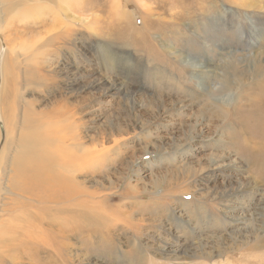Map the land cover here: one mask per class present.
Masks as SVG:
<instances>
[{
	"label": "rangeland",
	"instance_id": "obj_1",
	"mask_svg": "<svg viewBox=\"0 0 264 264\" xmlns=\"http://www.w3.org/2000/svg\"><path fill=\"white\" fill-rule=\"evenodd\" d=\"M117 1L89 13L84 0H20L8 14L0 3V264H264V138L250 126L264 120L253 113L264 95V15L238 33L213 10L210 20L178 17L198 0ZM198 24L210 29L196 35ZM62 107L89 145L118 141L80 176L94 199L80 198L89 218L79 222L48 215L14 162L50 151ZM33 133L50 139L36 154L19 142ZM116 191L129 198L110 199ZM58 217L74 231L34 241L38 223L55 230Z\"/></svg>",
	"mask_w": 264,
	"mask_h": 264
},
{
	"label": "bare ground",
	"instance_id": "obj_2",
	"mask_svg": "<svg viewBox=\"0 0 264 264\" xmlns=\"http://www.w3.org/2000/svg\"><path fill=\"white\" fill-rule=\"evenodd\" d=\"M19 1L20 0H0V3L1 4L4 3L5 7H6L5 9L2 10V12L4 14L10 13L12 11L11 3H18ZM51 1H53L54 3H57L59 5L64 4L63 0H51ZM68 1L74 2V0H68ZM101 1L107 2L108 0H100V1L99 0H87V1L84 0L85 7H81V9L89 13L91 11L92 4H102ZM111 1L113 2L112 4L118 3L117 0H111ZM218 1L223 2L225 4L218 5L217 4ZM253 1L254 0H198V1H195L194 4H192V5L190 4L191 6H189L186 10H181L180 8H177L178 9V17L180 16V13H182V16H184L185 18H191V20H195V21L198 19L210 20V19H208V14L210 13L211 10H213L215 13L216 19H227L229 17H233L235 20V23H234L235 26L233 27V29L238 28L237 29L238 33H244L248 23H249L248 27L249 26L250 27L247 28V30L248 29L250 30L251 26L254 25V22H253L255 19L254 17L256 15H258V13H262L264 15V0H260V2H261L260 4H262L260 6L252 3ZM146 2L144 1L143 10L146 13H148L149 10H151V9L153 10V8L149 7V5ZM80 4H81V0H79L78 5H80ZM229 4L236 6V7H231V6H229ZM197 6H200V8H197ZM228 6H229V8H228ZM8 7L11 8V11H6V9ZM87 7H89V8L86 9ZM162 13L163 12H161V14ZM51 14L54 15L53 18H55V19L57 18L56 12H54V13L51 12ZM142 14H143V12H142ZM145 15L146 14H143V17H145ZM177 19H179V18H177ZM87 23L89 25L92 22H87ZM98 29H100V25L98 26ZM204 29L206 31L209 30L210 24H207L206 26H200V24L194 26V33L197 35L198 30L201 31ZM225 32L226 31L223 30L221 33L225 34ZM56 33L65 34V30L58 28V29H56ZM230 34H232V33H230ZM252 37H251V39H253ZM202 39H204V38H202ZM190 40L191 39H189V44L191 43V46L188 43H185V46L189 45L188 48H191L194 50V48H192L193 45H197L196 47L200 46V44H197V42H196L197 40L196 41H195V39L194 40L192 39L191 41ZM239 43H241V42L239 41ZM244 46H245V44H244ZM146 47L148 48V46H146ZM206 47H208V46H206ZM210 48L211 47H208L207 49H210ZM243 48L244 47H242L241 49L244 51ZM247 48H249V46ZM187 49H184V51ZM185 53L186 54H184V55L187 56V58H188V51ZM243 55H244V53H243ZM246 55L248 56V53L245 54L244 56H246ZM159 56H161V55H159ZM156 58H157V56H156ZM236 59H237V57H236ZM236 59H234L233 62H235ZM245 59H246V57H245ZM229 60H231V59H229ZM242 61H244V60H242ZM255 61H257V60H255ZM242 73H245V71ZM253 73H255V71ZM261 73H262V71H261ZM260 76H261V74H260ZM231 77L232 76L230 75V79H231ZM227 81H229V80H227ZM233 81H232V83H233ZM240 81H243V80L241 79ZM235 82H237V81H234V83ZM243 82L245 83L246 81H243ZM225 83H227V84H225ZM232 83L225 81L224 82V84H225L224 88L227 89L228 86L232 85ZM260 83H262V82H260ZM219 86H221V84H219ZM230 89H231V87H230ZM228 101H230V100H228ZM260 110H262V111L264 110V95L260 96L259 104L256 106V110H254L253 113L257 114ZM70 112L71 111H69L68 108L62 107L61 109L56 110L55 112L52 113V114H54L55 118L58 120V122L60 124L58 127V131L60 132V134H56V136H54V138H53L54 144L50 148V151H47L46 149H44V150H41L39 152V154H36V153H38L36 150L39 149L40 144H43L45 141H50V139L49 138H43V137H41L40 134H39V138H38L37 133H33V134H29V135L26 134L24 138H21L19 140L20 147H21V149H28L31 152V154H36V155L21 157L23 160L14 159V162L17 161L16 171L17 172L20 170L23 171L24 178L31 181L30 186H28L26 188V191L28 193H31L32 191L40 192V197H38L37 201H38L39 205H45L47 207L46 212L48 213V215H51V217H52V215H55V213H56V215H62L63 212H72L74 215L73 220L75 219V221L79 222L81 219H86V218L88 219L89 218V215L87 213H84L85 211L82 212L81 208L79 207L80 198L84 196V197H87L90 199H94V195H92L91 193H88L86 191L84 192V191L80 190L81 189L80 186L83 183L79 180L80 176L84 172H94L97 168L96 167L97 162L102 161L103 158L105 159L107 157L108 153L110 152V150H112L114 147H116L118 141H114L113 144L111 145V147H104L103 145H101L99 143H96L94 145H92V144L89 145L88 143H86V141H84V139L81 135V129H80L82 127L81 124L76 120V118H74V114H71ZM244 119H245V117H244ZM241 124H243V123H241ZM250 126H251L253 132L255 133V137L259 136V137L264 138V120H262L260 117L257 116L255 118L254 122L253 123L251 122ZM54 130L56 131V129H54ZM90 141H92V140H90ZM259 141H261V140L259 139ZM263 145L264 144L259 143V146L261 149L264 148ZM115 151H117V149H115L114 152ZM252 151H250V152L252 153ZM17 153H18V155L20 154L19 151ZM22 154H28V153H27V151H22ZM115 155H116V153H115ZM258 156H259V154H258ZM261 157H262V155H261ZM257 161H259V158ZM263 162L264 161H262L261 163L263 164ZM82 185H84V184H82ZM125 188H123V189H125ZM10 189L12 190L11 183H10ZM18 195L23 196L20 194H18ZM127 198H129V196L126 193H124L123 191L119 192V193L116 191V193L112 194L110 197V199H112V200L116 199L119 201H122V200L127 199ZM92 219H93V217H92ZM56 220L62 222L63 224H61V223L50 224L51 226H56L57 228L55 230H48V229L46 230V229H43L42 224L38 223L40 225V228H38L37 230L34 228V231H33V233L35 235V239H34L32 233L26 232L27 239L28 240L34 239V241L40 240V239H38V238H40L39 236L46 234L49 237L50 243H57L58 238L65 239L66 235L68 236L69 233L74 231L73 230L74 228L65 225L66 224L65 221H69V220L64 219V217H58V218H56ZM49 221H50V219H49ZM70 224H72V223H70ZM4 241L0 242V245L3 246ZM34 244H36V245H31V246H34V248L37 250V252L42 250L39 246H37V242H35ZM63 244H64V242H63ZM60 247H61V245H60ZM256 248H258V247L254 246V249H256ZM43 250L46 253L47 250L45 249V243H44V249ZM14 258L16 260V256ZM46 260L47 259H45V261ZM48 262H49V260H48ZM15 264H17V263H15Z\"/></svg>",
	"mask_w": 264,
	"mask_h": 264
},
{
	"label": "water",
	"instance_id": "obj_3",
	"mask_svg": "<svg viewBox=\"0 0 264 264\" xmlns=\"http://www.w3.org/2000/svg\"><path fill=\"white\" fill-rule=\"evenodd\" d=\"M1 54V53H0ZM2 54H3V52H2Z\"/></svg>",
	"mask_w": 264,
	"mask_h": 264
}]
</instances>
